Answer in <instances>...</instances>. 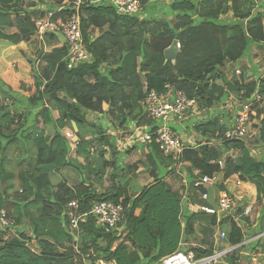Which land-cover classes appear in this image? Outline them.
Segmentation results:
<instances>
[{
    "label": "trees",
    "instance_id": "obj_1",
    "mask_svg": "<svg viewBox=\"0 0 264 264\" xmlns=\"http://www.w3.org/2000/svg\"><path fill=\"white\" fill-rule=\"evenodd\" d=\"M73 1L0 0V100L10 103H0V212L13 220L14 228L31 231V235L16 231L6 239L11 230L0 226V264L160 263L176 251L182 237H194L198 222L216 226L215 216L181 212L179 196L158 174L161 167L171 171L181 167L192 182L198 176L219 174L223 182L237 176L255 187V206L264 209V158L252 156L243 141L226 139L233 123H222L217 117L193 119L196 135L207 140L188 145L176 160L163 155L154 142L140 143L141 149L134 146L143 151L138 164L149 171L152 181L132 195L126 184L138 164L124 172L118 138L110 131L122 138L135 127L154 129L143 102L148 92L160 94L170 86L194 100L200 111L224 105L233 95L239 110L258 95L260 100L253 104V118L260 122L255 141L264 146V77L240 69L231 74L224 70L226 64L247 58L253 47L264 44L262 2L140 0V14L123 15L108 1L80 0L81 32L90 61L68 69L66 44L51 45L55 35L45 33L49 50L44 41H37L36 59L20 52L25 64L9 65L10 59L4 58L7 48L31 44L34 21L45 19L47 13L54 22L68 20L74 13ZM44 2L45 12L33 9ZM93 31L98 35L93 36ZM174 41L180 48L172 63L165 60L164 52ZM260 105L262 109H258ZM90 115L96 119L89 120ZM43 127L51 128L52 133L48 135ZM73 127L79 140L75 147L63 135ZM72 147L76 161L71 158ZM131 150L123 153L128 155ZM13 151L18 156L12 158ZM66 170L77 175L76 181L69 184L61 176L55 182V175ZM105 177L111 182L108 189L102 188ZM14 178L18 186L9 193ZM216 188L225 190L223 185ZM190 191L191 201L200 203L199 192ZM72 200L80 215L97 202L122 205L126 231L122 241L113 248L120 235L98 225L93 214L85 216L74 230L67 210ZM244 207H238L236 214H242ZM204 216H208L206 221ZM242 219L249 223L248 217ZM259 226L256 233L248 234L232 217L220 221L225 242L238 246L226 258L228 264L239 262L236 250L260 252L264 236L246 242L264 233L263 219ZM72 233L78 235V241ZM194 251L198 257L207 256L213 248Z\"/></svg>",
    "mask_w": 264,
    "mask_h": 264
},
{
    "label": "built area",
    "instance_id": "obj_2",
    "mask_svg": "<svg viewBox=\"0 0 264 264\" xmlns=\"http://www.w3.org/2000/svg\"><path fill=\"white\" fill-rule=\"evenodd\" d=\"M253 1L258 4L259 0ZM109 2L116 8L118 14H135L140 11V0H109ZM64 3L70 5L68 1ZM72 4L74 13L66 21L59 23L54 22L50 19V13H47L45 19H36L34 21L36 29L34 35L35 40L43 42L45 33L60 36L64 40L68 48L66 58L68 69L76 67L80 63L90 61V56L82 39L79 12L81 1L74 0ZM179 48V44H177V49ZM259 100L260 97L255 95L251 102H246L241 105V109L236 113L233 127L225 133L227 140H240L248 143L257 137L258 130L254 127L255 122L251 117L255 116L253 104L257 103ZM143 106L148 117L154 122H159V126L153 125L154 129L151 131L148 126L133 128L132 133L126 139L122 140L123 142L117 140L119 152L122 151L123 153L124 149L128 146L131 148L135 143L154 142L163 155H170L175 160L178 159L186 147L192 144L190 142L185 143L186 141L175 134L167 126V123L172 120L182 122L190 116L199 115V110L195 101L188 99L184 93L173 91L170 86H165L164 92L160 94H156L153 91L148 92ZM63 135L74 147L78 145L79 140L76 136L75 128L63 132ZM74 147H72V149H74ZM218 165L223 167V160H219ZM184 183L185 184L182 185L183 194L181 200L187 199L189 210L192 213L198 212L208 216H215V227H218V233L215 235L217 242L226 239V233L219 228L221 220L232 217L235 221H238L242 217H249L253 210V206L248 205L242 214L235 215L236 209L239 206V199L231 192V189L235 187L239 188L243 185V182L239 180L237 176L225 180L224 182L220 181L219 174H215L211 177L198 176L190 185L186 183L184 177ZM221 184L225 187L223 191L216 188ZM190 189L199 192L198 198L200 203L191 201L192 193ZM209 190H212V195ZM211 201H213L214 204H211ZM67 210L69 222L74 230H78L79 223L83 222L85 216L89 214H93L96 217L98 225L115 231L117 234H122L124 230L123 222L125 220V213L122 205L111 202H97L88 213L80 215L77 212V202L72 200L67 204ZM0 226L10 229L14 227V222L7 217L5 211L0 212ZM261 235H264V233ZM183 240L184 237L181 238L179 246L182 247L184 251H178L167 255L162 259L160 264H220V259L230 254L235 248L227 247L224 250L215 251L211 255L198 257L194 251L197 247L193 245L191 247L190 245V248L185 250L187 244L185 240ZM246 257L250 259L251 264H264V247H262L260 252L256 254H247ZM100 264L103 263L100 261Z\"/></svg>",
    "mask_w": 264,
    "mask_h": 264
},
{
    "label": "rangeland",
    "instance_id": "obj_3",
    "mask_svg": "<svg viewBox=\"0 0 264 264\" xmlns=\"http://www.w3.org/2000/svg\"><path fill=\"white\" fill-rule=\"evenodd\" d=\"M105 1H108V0H105ZM109 3V2H108ZM46 5H47V2H44L42 4V6H37L36 8H33V9H38L40 12H45L46 11ZM140 14V13H139ZM145 16V15H144ZM142 15V17H144ZM98 35V32L97 31H93V36H97ZM32 41H34L33 44H29V43H20L22 45V47L20 46V48L23 50V52L30 58V59H36L37 58V52L34 53L33 51L36 49V50H39L40 47L38 45V42L37 40H35L34 38L32 39ZM43 41H44V37H43ZM44 43H46V41H44ZM2 44V43H1ZM50 45H48V43H46V47H47V50H49L50 48H48ZM60 46V44H59ZM45 47V48H46ZM252 49H254V53L252 54L253 57L255 60H256V65L257 67L259 68V71H258V74L260 75V77H264V44L261 46V47H253ZM9 52V51H8ZM20 53V52H19ZM112 54V53H111ZM111 56V55H110ZM112 57H117V54L115 56H112ZM20 59L21 61H23L21 55H20ZM13 62V61H12ZM14 63V64H13ZM13 66H15V63H20V61H15L13 62ZM236 67H239V69L241 70V73H246V69H248L247 67V64L242 60H239L237 62H234V63H228L226 64L224 70L227 72L229 70H231L233 73L234 69ZM23 70H20L17 69L16 72H22ZM228 74H231L230 72H227ZM232 98V104L231 106L229 105L228 108L229 109H232V108H236L237 106V98L234 97H231ZM234 98V99H233ZM0 103H4L5 105H8L9 106V102L8 101H4L2 102L0 100ZM226 104V103H225ZM224 105H219L218 107L216 108H213V109H210L209 110V114H208V111H200L199 110V115H194L197 119V120H202V121H207L209 119H212L213 117H217L219 119H222L223 118V111H221V107L222 106H225ZM229 104V103H228ZM232 107V108H230ZM263 108V105H260L258 106V109H262ZM103 109H106V106H103ZM237 113V112H236ZM235 113V115H236ZM234 115V116H235ZM202 118V119H201ZM89 120L91 121H94L96 119V116L95 115H90L88 117ZM223 120V119H222ZM191 125H192V122H190ZM255 123H258V125H260L259 123V119L257 118L256 119V122ZM159 122H154V125L155 126H159ZM167 126L175 133L177 134L178 136L182 137L184 135V139L185 141H187L188 137L190 139H188V141H191L192 145L196 146L197 144L201 143L202 142V138L201 136L199 135H194L196 134L194 129L191 128L189 130H186V127H185V121H182V122H179V121H175V120H172V121H169L167 123ZM40 127H42L40 125ZM44 130L46 131V133L48 135H50L52 133V130L51 128H45L43 127ZM192 130V131H191ZM112 134L116 135L115 137L118 138V141L119 142H123L122 140L126 139L130 134L128 133H125V136L124 137H120V133H117L115 132L114 130H110ZM192 132L193 135H192ZM204 140H207V138H203ZM187 143V142H185ZM211 144L212 145H216V147H219L221 148V146H219V144L215 141V140H211ZM138 149H141V144L140 143H135V145ZM134 146H131V148L128 146L126 149L123 150L124 151H127V150H131L134 148ZM245 146L249 149V151L251 152V155L254 156V157H257V158H264V146L261 145V144H257L255 140L251 141V142H248L245 144ZM136 148H134L133 150L130 151V153L127 155L126 152L125 153H122V151H120V154H119V157L121 158V165L123 167H125V170L124 172H128V168L130 167H133L134 165H137L139 163L140 160H142L144 157H143V151L141 150H138ZM12 152V151H11ZM74 152H75V149H72L71 150V158L72 160L76 161L77 159L75 158V155H74ZM223 153V152H222ZM231 155H236V153H232ZM15 156H18L16 154V151H13V153H11V157L14 158ZM107 158L108 155H106ZM13 160V159H12ZM82 161V160H80ZM13 162V161H12ZM10 166V165H9ZM175 170L174 171H171V168H159L158 169V174L163 176V179L164 181L166 182V184L169 186V188L174 191L175 193H177V195L179 196L180 198V201H181V207H182V211L181 212H185V211H188L189 213H192L190 210H189V203L187 201V199H184V200H181L182 198V194H183V187L182 185H184V177H185V181L186 183H188L189 185L192 183V180H191V177L186 175L187 172H185L184 169H182L181 167L179 168L178 166H175ZM171 172L170 174L168 172ZM110 172V170H108V173ZM62 177H65L68 181H69V184H72L74 181H76V179L78 178L77 175L72 172V171H69V170H66V171H62L61 174H56L55 175V179L54 181L57 182L59 177L61 178ZM152 181L150 175H149V171L148 170H144L143 167L141 165L138 164V167H137V170L134 172L133 175L129 174L128 176V183L126 184V187H127V190L129 191V194L132 195L133 193H135L139 188L141 187H144L146 185H148L150 182ZM14 183V188H12L9 193L13 192L18 184L16 181V179L14 178L13 181ZM111 185V182L107 179V177L104 178V181H103V189H108ZM225 189V188H224ZM234 190L236 188H233ZM233 189H231V192H233ZM191 192V191H190ZM258 210L260 212V218L264 220V209H263V206L260 207L258 206ZM182 215L183 213L180 214V218H182ZM208 216H204V219L205 221L207 220ZM257 220V223L253 226V225H250L249 223V227L247 228L248 230V234H252V232L256 233V231H258L260 229L261 226H259V223H260V220ZM12 220V219H11ZM13 221V220H12ZM205 223L204 221H202L201 223L198 222V224L196 225L195 227V233H194V237L193 238H186L184 237V240L186 242V246L187 249L190 248V245L192 247L195 246V247H200L201 249H206L208 247L210 248H213V252L215 251H220L222 249H225L227 247H230L226 242L225 240L224 241H219L217 242L216 241V237L215 235L218 233V227H207L206 224H203ZM238 224H240L241 226L245 227L247 226V223H245V221L243 219H239L237 221ZM259 228V229H258ZM208 229V230H207ZM11 231H8V233L5 235V238L6 239H10L14 236V232L16 231H21V232H25L27 234H30L31 235V231L29 229H26V228H23V227H16V228H12L10 229ZM204 230H206V232H204ZM72 237H73V240L76 242L78 241V235L76 233H72ZM120 235V238L119 240H117L115 243H114V246L113 248L122 241L123 237L126 235V231L123 230L122 234H119ZM260 235V234H259ZM257 235L255 237H262L264 235ZM255 237H250L249 239L246 240V242H251L257 238ZM183 240V241H184ZM215 243V245H214ZM217 244H220V247L219 245ZM261 245L262 247H264V238L261 240ZM205 246H207L205 248ZM75 247V246H74ZM215 247V248H214ZM233 247V246H232ZM178 251H184V249L182 247H180L178 245L176 251L174 252H178ZM173 252V253H174ZM239 253V250H236V255H238ZM230 256V255H229ZM228 257V256H227ZM226 256L221 258V264L223 262H225L226 264H228L226 258ZM239 259L242 258L241 255H238ZM103 264H108L104 261H101ZM160 264V263H158ZM236 264H251L250 263V259L249 258H245L243 259L241 262H238Z\"/></svg>",
    "mask_w": 264,
    "mask_h": 264
},
{
    "label": "crops",
    "instance_id": "obj_4",
    "mask_svg": "<svg viewBox=\"0 0 264 264\" xmlns=\"http://www.w3.org/2000/svg\"><path fill=\"white\" fill-rule=\"evenodd\" d=\"M262 2V4L264 5V0H262L261 1ZM55 38H56V40L54 41V42H51L52 44L51 45H53V46H57V45H59V44H61V40H60V38H59V36H56L55 35ZM34 43V41H32V43L31 44H33ZM46 43H48V40H46ZM22 44V43H21ZM21 44H18L16 47H14V48H7V54H5L4 55V58H9L10 60V62H9V65H10V63L12 64L13 62H15V61H20V63L23 65V64H25L24 63V61H21V59H20V53L19 52H22V53H24L23 52V50L20 48V46L22 47V45ZM49 45V44H48ZM9 51V52H8ZM34 53H36L37 52V50L35 49L34 51H33ZM254 53V49H252L251 50V52H250V54H249V56L247 57V58H245V59H242V61H243V63L245 62L246 64H247V67H248V69H246V71H251V72H254L255 73V75L256 76H260L259 74H258V71H259V68L257 67V63H256V60L254 59V58H252L253 57V54ZM13 61V62H12ZM6 68V67H5ZM236 69H239V67H236L234 70H236ZM6 70V69H5ZM227 72H232L231 70H229V71H227ZM252 78H253V76H251ZM229 103V104H228ZM231 104H232V99L229 101V102H227L226 104H225V106H222L221 107V111H223V113L224 114H222L223 115V120L224 121H226V122H228V123H233V119H234V115H235V113L238 111V109H237V107L236 108H232V107H230V108H232V109H229L228 108V106L230 105L231 106ZM229 113L230 114H232V115H230V117H229ZM208 114H209V111H208ZM193 119L194 120H197V119H195V117L194 116H190V117H188L186 120H185V127H186V129H185V131L186 130H189L190 128H191V126L193 125H191V121H193ZM221 119V121H222V123H223V120ZM192 131V130H191ZM187 132V131H186ZM193 133L194 132H192V135H193ZM194 135H196V134H194ZM193 135V136H194ZM184 135L181 137L183 140H185L184 138ZM188 139H190L189 137H188ZM188 139H187V141L186 142H190V143H192L191 141H188ZM225 188V187H224ZM236 189L234 190L233 188V192H234V194H235V196L239 199V205L241 206H245L244 207V209L248 206V205H252L253 206V210H252V212H251V214H250V216L248 217V221H249V223H250V225H255L256 223H257V220H259L260 219V212H259V210H258V206H255V201H256V190H255V187L252 185V184H250V183H243V185L241 186V187H239V188H237V187H235ZM241 203V204H240ZM240 206H238V207H240ZM235 215H237L236 213H235ZM242 219V218H241ZM244 220V219H243ZM249 223H247V226H246V228L244 227V231H247L248 232V230H247V227H249ZM214 245H215V243H214ZM217 245H219V247H220V244H217ZM216 246V245H215ZM207 246H205V248H206ZM215 248V247H214ZM207 249V248H206ZM237 249V248H236ZM222 250H224V249H222ZM235 250V249H234ZM221 251V250H220ZM250 252H249V250H247V249H243V250H241V251H239V253H238V255H241L242 256V258H240L239 259V262H241L243 259H245V258H247L246 257V255L247 254H249ZM231 254V253H230ZM238 255H237V257H238ZM228 255H226V257H227ZM227 260V259H226ZM221 264V263H220ZM222 264H226L225 262H223Z\"/></svg>",
    "mask_w": 264,
    "mask_h": 264
},
{
    "label": "water",
    "instance_id": "obj_5",
    "mask_svg": "<svg viewBox=\"0 0 264 264\" xmlns=\"http://www.w3.org/2000/svg\"><path fill=\"white\" fill-rule=\"evenodd\" d=\"M178 53H179V50L177 49V42L174 41L172 45L169 48H167L164 52L165 60L175 63V59Z\"/></svg>",
    "mask_w": 264,
    "mask_h": 264
},
{
    "label": "bare ground",
    "instance_id": "obj_6",
    "mask_svg": "<svg viewBox=\"0 0 264 264\" xmlns=\"http://www.w3.org/2000/svg\"><path fill=\"white\" fill-rule=\"evenodd\" d=\"M108 2H109V0H108ZM110 3V2H109ZM111 4V3H110ZM112 5V4H111ZM113 6V5H112ZM141 9H142V6H141V4H140V11H141ZM140 11L138 12V13H136V14H139L140 13ZM124 15V14H123ZM59 38H60V40H61V44H65L64 43V40L59 36ZM83 39V38H82ZM253 117H255V116H253ZM253 117H251V119L254 121V122H256V120L253 118ZM257 125H258V123H255V125H254V127L255 128H257ZM233 127V126H232ZM230 130V129H229ZM228 130V131H229ZM256 139V138H255ZM254 139V140H255ZM245 143V142H244ZM246 144V143H245ZM220 176V175H219ZM234 177V176H233ZM232 178V177H231ZM230 179V178H229ZM220 181H222V179H221V176H220ZM223 182V181H222ZM244 183V182H243ZM222 185V184H221ZM233 194H234V192H232ZM230 247H232V246H230ZM235 248L234 249H236L237 247L236 246H234ZM212 253H214V252H212ZM227 255H229V254H227Z\"/></svg>",
    "mask_w": 264,
    "mask_h": 264
},
{
    "label": "clouds",
    "instance_id": "obj_7",
    "mask_svg": "<svg viewBox=\"0 0 264 264\" xmlns=\"http://www.w3.org/2000/svg\"><path fill=\"white\" fill-rule=\"evenodd\" d=\"M43 43V42H42ZM73 129H74V127H73ZM65 132V131H64Z\"/></svg>",
    "mask_w": 264,
    "mask_h": 264
}]
</instances>
